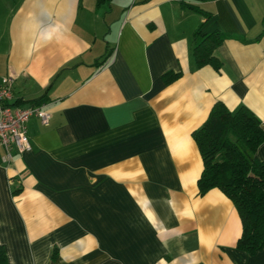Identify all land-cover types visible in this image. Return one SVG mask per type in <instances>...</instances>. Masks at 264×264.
Masks as SVG:
<instances>
[{"label": "crops", "instance_id": "crops-1", "mask_svg": "<svg viewBox=\"0 0 264 264\" xmlns=\"http://www.w3.org/2000/svg\"><path fill=\"white\" fill-rule=\"evenodd\" d=\"M184 1L209 15L179 0H0L12 103L45 95L51 114L0 165L8 264H264V248H236L231 200L198 194L191 136L216 101L264 128V0ZM199 25L223 34L219 71L195 66ZM167 71L181 76L165 84Z\"/></svg>", "mask_w": 264, "mask_h": 264}, {"label": "trees", "instance_id": "trees-1", "mask_svg": "<svg viewBox=\"0 0 264 264\" xmlns=\"http://www.w3.org/2000/svg\"><path fill=\"white\" fill-rule=\"evenodd\" d=\"M180 5L208 16L198 6L179 0ZM199 25L193 31L191 49L195 66L210 65L219 71L221 61L215 49L224 37L218 30L203 32ZM105 61V60H104ZM181 76V72L167 71L162 74L165 84ZM45 95L32 100L41 103ZM191 136L202 161V169L196 181L198 194L218 188L231 200L241 223L236 248L255 253L264 248V159L256 155L264 142L261 120L244 105L229 110L222 101L211 106L202 124ZM0 264H8L4 247L0 244Z\"/></svg>", "mask_w": 264, "mask_h": 264}, {"label": "built area", "instance_id": "built-area-1", "mask_svg": "<svg viewBox=\"0 0 264 264\" xmlns=\"http://www.w3.org/2000/svg\"><path fill=\"white\" fill-rule=\"evenodd\" d=\"M15 76H0V165L8 166L13 152L23 153L31 150L26 123L36 118L46 126L50 121V111L43 103L20 106L12 103Z\"/></svg>", "mask_w": 264, "mask_h": 264}]
</instances>
